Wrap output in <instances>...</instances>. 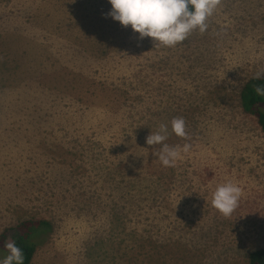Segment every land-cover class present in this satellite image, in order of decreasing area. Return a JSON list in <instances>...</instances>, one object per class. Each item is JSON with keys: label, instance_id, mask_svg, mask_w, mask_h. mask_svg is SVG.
Returning <instances> with one entry per match:
<instances>
[{"label": "rangeland", "instance_id": "1", "mask_svg": "<svg viewBox=\"0 0 264 264\" xmlns=\"http://www.w3.org/2000/svg\"><path fill=\"white\" fill-rule=\"evenodd\" d=\"M111 11L0 0V235L52 223L31 264H249L264 249V133L240 93L264 71V0H221L174 48ZM161 124L174 167L146 143ZM226 182L242 189L229 218L211 204Z\"/></svg>", "mask_w": 264, "mask_h": 264}, {"label": "clouds", "instance_id": "2", "mask_svg": "<svg viewBox=\"0 0 264 264\" xmlns=\"http://www.w3.org/2000/svg\"><path fill=\"white\" fill-rule=\"evenodd\" d=\"M221 0H109L112 11L109 15L125 28L131 27L141 40L151 38L155 47L174 48L185 41L189 35L199 30L203 34L208 28V19ZM264 73L258 72L256 79ZM255 92L264 96V87H256ZM172 131L177 137L186 138V122L182 117L173 118ZM167 126L160 125L157 133L146 138L149 146L163 145L157 153L163 166L174 167L181 158L179 146L170 147L167 140ZM190 145L185 144L182 151L187 153ZM242 189L226 182L216 187L212 193L211 204L223 217L229 218L238 207ZM8 255L0 264H24L22 250L13 242H6Z\"/></svg>", "mask_w": 264, "mask_h": 264}, {"label": "trees", "instance_id": "3", "mask_svg": "<svg viewBox=\"0 0 264 264\" xmlns=\"http://www.w3.org/2000/svg\"><path fill=\"white\" fill-rule=\"evenodd\" d=\"M261 73H264L262 71ZM264 87V76L260 79L251 78L244 85L240 93L242 112L256 120L264 133V96L255 92L256 87ZM18 233L10 242L18 246L24 255V264H31L40 246L53 233L52 223L46 220H25L17 224ZM7 232L0 235V251L8 255L5 248ZM44 240V241H43ZM249 264H264V249H257L250 253Z\"/></svg>", "mask_w": 264, "mask_h": 264}]
</instances>
